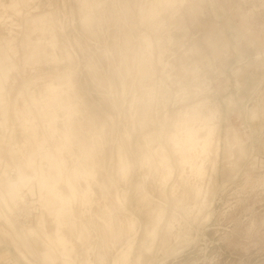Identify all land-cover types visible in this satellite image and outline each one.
Listing matches in <instances>:
<instances>
[{"label":"rangeland","instance_id":"obj_1","mask_svg":"<svg viewBox=\"0 0 264 264\" xmlns=\"http://www.w3.org/2000/svg\"><path fill=\"white\" fill-rule=\"evenodd\" d=\"M70 76L118 182L82 159L68 111L38 97ZM185 113L211 132L213 196L210 220L180 227L202 203L168 141ZM0 116L16 179L61 175L44 230L61 218L67 240L62 253L37 219L20 231L0 218L1 264H113L121 251L125 264H264V0H0ZM232 132L240 147L225 146Z\"/></svg>","mask_w":264,"mask_h":264},{"label":"clouds","instance_id":"obj_2","mask_svg":"<svg viewBox=\"0 0 264 264\" xmlns=\"http://www.w3.org/2000/svg\"><path fill=\"white\" fill-rule=\"evenodd\" d=\"M161 9L176 8L178 5L165 3L156 5ZM39 98L48 101L49 105L54 104L57 108L66 109L70 114L72 122L81 129L82 135L78 148L82 154V159L86 160L88 166L96 175L107 174L113 180L118 182L120 179L119 171L114 161L110 164L106 160L105 153L97 147V137L91 131H85L82 127L88 111L87 101L77 93V85L73 77H69L66 83H62L56 90L54 98L49 97V89L46 84L42 85ZM176 100L181 103L188 102V98L181 97L179 94ZM165 125H160V135L163 137ZM169 143L175 146L177 151L183 152L192 161L197 174L192 178L193 184L198 187L200 193L199 213L194 220L181 224L206 223L211 219V199L213 189L210 182L205 183L206 171L204 164L212 155L213 143L211 132L198 127L194 121L188 118L187 113L183 114L174 131L168 137ZM130 167L134 162H129ZM70 166V165H69ZM20 166L13 160L5 158L0 160V218L5 221L16 213L35 214L40 221L44 215L54 214L56 209L64 203L61 184L63 180L56 169H52L43 175L32 176L27 182L16 179V173ZM115 222L121 227L126 223V217L119 214Z\"/></svg>","mask_w":264,"mask_h":264},{"label":"bare ground","instance_id":"obj_3","mask_svg":"<svg viewBox=\"0 0 264 264\" xmlns=\"http://www.w3.org/2000/svg\"><path fill=\"white\" fill-rule=\"evenodd\" d=\"M2 118H1V116H0V120H1ZM3 121V120H2ZM2 121H0V133L3 131V130H5V128L2 126ZM232 128V127H231ZM230 131V130H229ZM232 133H233V135H232ZM232 133H230L231 135H232V137H229V136H231L230 134H228L227 133V136L225 137V139H224V143H226V147H232V146H238V147H240L241 146V140H240V138H239V136H237V134L235 133V132H232ZM0 143L2 144V145H4V143H6V140H5V138L2 136V134H0ZM225 147V150L227 151L229 148H226ZM225 152V151H224ZM228 153L230 152L229 150L227 151ZM226 152V153H227ZM225 153V154H226ZM24 182H26V181H24ZM62 197H63V200H65L66 199V196H64L63 194H62ZM63 204V203H62ZM30 215H28V214H26L25 213V217H29ZM45 216L46 215H44L42 218H41V220L39 221L38 219H37V217H36V215H34V217H33V215H31V219H30V221H28V225H25V224H22V225H20L19 223H18V221H17V219H16V217L14 216V214L12 215V216H10L9 218H8V222H11L12 224H14L15 226H17L18 228H19V230L21 231V230H25L26 228H29V227H32V225H33V221H32V218H33V220H38V229H40L39 231H41V235H42V237L43 238H45V240H46V242L48 241L50 244H52L53 246H55V248H57V246L59 245V246H61V248L64 246V240H65V235H64V230L63 229H60V228H56L54 231H53V233H46L45 232V225H44V220H45ZM44 232V233H43ZM22 237H25L24 236V233L22 234ZM24 239V238H23ZM48 243V244H49ZM52 246V247H53ZM54 248V247H53ZM60 248V249H61ZM62 250H63V253H65L64 252V249L62 248ZM56 251V250H55ZM127 254H128V252H126V251H121L119 254H118V256H117V259L115 260V262L113 263V264H125L126 262H127ZM22 257V256H21ZM23 259V258H22ZM23 261H24V259H23Z\"/></svg>","mask_w":264,"mask_h":264},{"label":"built area","instance_id":"obj_4","mask_svg":"<svg viewBox=\"0 0 264 264\" xmlns=\"http://www.w3.org/2000/svg\"><path fill=\"white\" fill-rule=\"evenodd\" d=\"M33 217L35 214H32ZM16 219L20 225L25 224L28 225V221L31 219V215L29 217H25V213H16ZM33 221V218H32ZM13 262L10 259H6L3 264H12ZM1 264V263H0Z\"/></svg>","mask_w":264,"mask_h":264},{"label":"crops","instance_id":"obj_5","mask_svg":"<svg viewBox=\"0 0 264 264\" xmlns=\"http://www.w3.org/2000/svg\"><path fill=\"white\" fill-rule=\"evenodd\" d=\"M60 209H58V211H59ZM60 212H61V210H60ZM62 213V212H61ZM60 222H61V218L60 219H56L55 220V223H56V228H60V229H63L62 227H61V225H60ZM37 226H38V224H37ZM58 226V227H57ZM64 230V229H63ZM66 238H65V240H64V242L66 243ZM63 253V252H62ZM22 255V254H21Z\"/></svg>","mask_w":264,"mask_h":264}]
</instances>
